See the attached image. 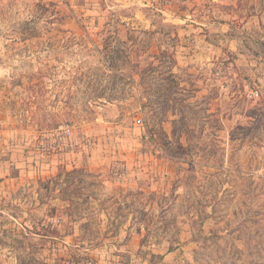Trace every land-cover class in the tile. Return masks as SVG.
Returning a JSON list of instances; mask_svg holds the SVG:
<instances>
[{
	"label": "rangeland",
	"instance_id": "rangeland-1",
	"mask_svg": "<svg viewBox=\"0 0 264 264\" xmlns=\"http://www.w3.org/2000/svg\"><path fill=\"white\" fill-rule=\"evenodd\" d=\"M143 4L0 0V264H264V0Z\"/></svg>",
	"mask_w": 264,
	"mask_h": 264
},
{
	"label": "built area",
	"instance_id": "built-area-1",
	"mask_svg": "<svg viewBox=\"0 0 264 264\" xmlns=\"http://www.w3.org/2000/svg\"><path fill=\"white\" fill-rule=\"evenodd\" d=\"M249 98L257 99L260 97L258 90L249 91L247 88ZM78 147V142L75 138L73 127L70 124H63L54 131H49L41 134L38 138L36 149L42 155H61L67 153H75ZM126 169L115 163L111 170L113 181L123 183L126 180Z\"/></svg>",
	"mask_w": 264,
	"mask_h": 264
},
{
	"label": "crops",
	"instance_id": "crops-1",
	"mask_svg": "<svg viewBox=\"0 0 264 264\" xmlns=\"http://www.w3.org/2000/svg\"><path fill=\"white\" fill-rule=\"evenodd\" d=\"M143 6L147 7V8H150V6H152V7H155L156 10H158L157 9L159 6L158 0H144ZM1 141H2V137L0 134V143H1ZM9 143H10V146L12 149L18 147L17 144L13 141V138L11 141H9ZM0 146H2V143L0 144ZM32 154H34V153H32ZM35 155H36L35 159L37 160L38 157H37L36 152H35ZM87 157L81 153H76V154L67 153V154H64L61 156H51L47 160L43 159L42 161H40V160L38 162L35 161V164L37 165V164L42 163L41 169H43V168L50 169L51 168L52 172L57 171L61 168L67 169V170H76L84 162V159ZM9 159L0 156V166L2 167V169H0V173L2 174L0 176V182H2L4 179L8 178V176H9V172H10L9 169H7V170L4 169L6 167L4 165H6L7 163L9 164ZM125 184L124 183L122 184V186H123L122 188H126V189L130 188L131 190H133L134 188H136L134 186L137 185V181L128 179L125 181Z\"/></svg>",
	"mask_w": 264,
	"mask_h": 264
},
{
	"label": "trees",
	"instance_id": "trees-1",
	"mask_svg": "<svg viewBox=\"0 0 264 264\" xmlns=\"http://www.w3.org/2000/svg\"><path fill=\"white\" fill-rule=\"evenodd\" d=\"M42 134V133H41Z\"/></svg>",
	"mask_w": 264,
	"mask_h": 264
}]
</instances>
